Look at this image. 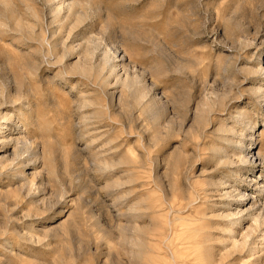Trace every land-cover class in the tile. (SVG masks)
I'll return each mask as SVG.
<instances>
[{
    "label": "rangeland",
    "instance_id": "obj_1",
    "mask_svg": "<svg viewBox=\"0 0 264 264\" xmlns=\"http://www.w3.org/2000/svg\"><path fill=\"white\" fill-rule=\"evenodd\" d=\"M80 1L82 21L57 29V63L36 40L57 27L47 0H0V109L30 101L35 135L24 164L0 139V264H264V248L218 241L222 192L201 190L226 177L247 202L256 195L264 157L245 165L237 143L264 156V0ZM106 51L124 56L111 76L98 69ZM83 62L88 75L72 72ZM220 149L233 164L220 163ZM172 197L184 207L167 216ZM207 234L216 239L200 243Z\"/></svg>",
    "mask_w": 264,
    "mask_h": 264
},
{
    "label": "bare ground",
    "instance_id": "obj_2",
    "mask_svg": "<svg viewBox=\"0 0 264 264\" xmlns=\"http://www.w3.org/2000/svg\"><path fill=\"white\" fill-rule=\"evenodd\" d=\"M48 2V5H49V11H50V15H51V19H52V23L56 22V25L57 27L54 28V30L50 31L48 30H44L41 32V34L39 36H37L36 40L39 41V44H40V47L42 48L41 49V54L43 55V57L45 58H55L57 57V63L58 61L62 62V57H58V54H59V51H58V48L59 46L61 45V40H62V37L64 36H61V31H58L57 29L58 28H63L64 26V23H66L68 26L66 27H70L69 31L73 30L75 27H77V25L82 21V12L79 11L78 7L81 3L80 0H47ZM99 8V7H98ZM66 14V15H65ZM99 14V13H98ZM51 24V23H50ZM53 25V24H52ZM55 25V26H56ZM40 26V25H39ZM64 26V27H65ZM42 27V26H41ZM40 27V28H41ZM49 27V26H48ZM32 28V27H31ZM30 28V29H31ZM46 28V26H45ZM64 29V28H63ZM36 30V29H34ZM67 30V29H66ZM41 31V30H40ZM46 31V32H45ZM35 32V31H34ZM64 32V31H63ZM46 33V34H45ZM31 36V35H30ZM70 38V37H68ZM31 39V37H30ZM32 42V41H31ZM65 42V41H64ZM90 44L92 46L96 45V41L94 39H91L89 40ZM81 44V43H80ZM35 46V44H34ZM33 46V48H34ZM81 46V45H80ZM79 45L76 46V48H81ZM68 46L64 47V48H67ZM95 47V46H94ZM75 47L72 46V49L73 51L77 50ZM97 48L99 49V45H97L96 47V50ZM68 49L69 51L72 52V50H70V48H67V52H68ZM66 50V49H65ZM100 50V49H99ZM97 50V51H99ZM78 51V50H77ZM65 52V51H64ZM85 52L87 54L90 55V50H88V48H85ZM96 52V51H95ZM57 53V54H56ZM62 53V52H61ZM93 53V52H92ZM118 53V52H117ZM175 54L173 55V60L175 62V66L176 68H180L183 64H184V59L181 57V54L178 55L176 54V52H174ZM80 54V53H79ZM65 55H67V53H65ZM63 54V57L65 56ZM81 55H82V52H81ZM124 55V54H123ZM93 56V55H92ZM103 62L102 64H98V69L99 71L101 72L102 70H109V76H111L112 74H116L117 72V68L120 67L121 64H117L115 63L116 61H122V57H120V53L119 55L116 54L115 55V59L118 58L117 60H113L109 53L106 52H103ZM44 58V59H45ZM188 61V60H186ZM100 62V61H99ZM173 62V63H174ZM119 66V67H118ZM124 70H126L125 67H123ZM174 68V67H173ZM260 70H262V72H264V67H261L260 66ZM90 69V68H89ZM89 69H88V66H87V63L86 62H83V63H79L77 65H74V66H71V70L72 72H77V73H80L82 75H88L89 73ZM91 70V69H90ZM107 70V71H108ZM177 69H175L176 71ZM92 71V70H91ZM71 72V74H72ZM104 72V71H103ZM177 72V71H176ZM70 73V72H69ZM106 76V75H105ZM116 76V75H115ZM114 76V77H115ZM117 77V76H116ZM101 78V77H100ZM109 78V77H107ZM106 78V80H107ZM119 78V77H118ZM124 80V79H123ZM122 81V80H121ZM123 84L125 86H128V87H133L134 84L137 82L136 80H125V81H122ZM117 83V82H115ZM217 94V93H216ZM2 96L4 97V95L2 94ZM219 96V95H218ZM6 97V96H5ZM222 97V96H221ZM11 98V97H10ZM3 99V98H2ZM31 99V98H30ZM10 100V99H9ZM34 100V99H33ZM9 102V101H8ZM162 105H159V109H160V112H163L165 110V104L163 103L164 101H160ZM216 102V100H215ZM6 103V102H5ZM13 103V108L9 107L10 109H7V110H3V109H0V139H3L1 141H8L9 143H13L15 145V150H16V156H15V159H18L16 160L17 164L18 163H23L24 164V161L25 159L28 157L27 154H31V152L33 151V148H32V142H31V138L34 139L35 135L33 137L30 136V133L28 131V123L25 121L24 122V119L26 118H32L33 117V114H32V106L30 104V101H27V102H24L22 103V106H26L25 107V113L23 114L22 113V109L23 107L19 108L18 106H15V105H18L20 104L19 102L18 103H14V101L12 102ZM1 105H3L1 103ZM12 106V105H10ZM20 106V105H19ZM16 108V110H18V112L23 115V117L21 116L20 118H23V122L20 124L19 122H16L14 120H12V117L15 115L14 114V109ZM35 112V111H34ZM36 113V112H35ZM37 114V113H36ZM35 114V115H36ZM240 115V114H239ZM37 116V115H36ZM18 117V115H17ZM18 117V119H20ZM37 118V117H36ZM238 118V117H237ZM161 119L162 117H159L158 120V126L161 127L162 126V123H161ZM36 120V119H34ZM33 120V121H34ZM239 120V119H238ZM10 121V122H9ZM243 121V120H242ZM247 121V120H246ZM9 122V123H8ZM38 122V121H37ZM41 122V120H40ZM42 123V122H41ZM240 123H241V120H240ZM244 123V128H254L256 126L255 123H253L251 120L250 121H247V122H243ZM242 123V124H243ZM39 123H37L38 125ZM43 124V123H42ZM41 124V125H42ZM33 125V123H32ZM36 125V126H37ZM224 125V124H223ZM35 126V128H36ZM40 126V124H39ZM228 127V126H227ZM230 127V126H229ZM41 128V127H40ZM39 128V129H40ZM225 128V127H224ZM43 129V127H42ZM234 129V128H233ZM232 129V130H233ZM38 130V129H37ZM41 130V129H40ZM17 133L16 136H13V133ZM228 131H231V130H228ZM235 133V132H234ZM32 134V133H31ZM158 134V133H157ZM37 136V135H36ZM236 136V135H235ZM235 138V137H234ZM225 140V139H224ZM227 140V139H226ZM233 141V140H232ZM242 142V141H241ZM8 145L10 144H6L4 145L5 147H7ZM219 145V144H218ZM223 145V144H222ZM221 145V147H222ZM240 145V146H239ZM244 144H239V142L237 143V148L239 150H241L240 152L238 151L237 152V155L240 153V158L241 160L243 161V163L247 166H252L255 164V160H260L262 161V158L264 157L262 155V153L260 151L258 152H252L251 150L254 149L255 147H252V146H243ZM217 146V145H216ZM4 147V148H5ZM220 147V148H221ZM231 147V146H230ZM227 148V147H226ZM37 148H35L36 150ZM233 149V148H232ZM222 149L219 150H214L215 154L218 156V159L220 160V163H222L223 165H226L228 164V166L230 164H233L234 162L232 161L231 158V154L228 155L227 153H225V151H221ZM225 150V149H224ZM235 150V148L233 149ZM37 151V150H36ZM210 151V150H209ZM213 151V150H212ZM219 152V153H218ZM232 153V152H231ZM235 153V152H234ZM6 154V153H5ZM26 154V157H24V155ZM34 154V153H33ZM243 154V155H242ZM235 156V154H234ZM37 157V156H35ZM211 158V157H210ZM235 158V157H234ZM23 160V161H22ZM237 159H235L236 161ZM264 161V160H263ZM262 161V163L264 164V162ZM15 162V161H14ZM20 163V164H21ZM241 163V162H240ZM17 166V165H16ZM221 166V165H220ZM233 166V165H232ZM18 167V166H17ZM22 167V166H20ZM217 167V166H216ZM263 167V166H262ZM222 168V167H221ZM224 168V167H223ZM226 168V167H225ZM231 168V167H230ZM235 168V167H234ZM238 168V167H237ZM14 169V168H13ZM22 169V168H21ZM217 169V168H216ZM222 170V169H221ZM236 170V169H235ZM5 171V170H4ZM213 171V170H212ZM211 171V172H212ZM217 171V170H216ZM238 171V170H237ZM210 172V171H209ZM218 172V171H217ZM220 172V171H219ZM222 172V171H221ZM226 172V171H225ZM223 172V173H225ZM238 173V172H237ZM17 174V173H16ZM226 175V173H225ZM236 175V174H235ZM20 176V175H19ZM260 176V181H256L255 182V188H254V192L252 193H256V195L253 194V196L251 198H249V201L247 202V199L248 197L246 196L247 194L246 193H242L240 190H238L237 186L235 184H230L228 178L226 177H220L219 179H214L212 178H209L207 181V185L206 187L202 188V193L206 196L212 194L213 192L215 191H219V192H222V195L220 198L222 200V202L218 203V202H214V204L212 205V208L213 206L215 207V210L217 211V214L215 212V210H211L213 211V213L216 215L215 217V220L218 218H221L224 223H225V226L222 227V224H221V230L223 233H225V235L223 234L221 236V238L218 240L220 243H223L226 246H228V244H230V246L236 248V250L238 249H244V250H248V253L250 252V254H257L258 251H262L263 248H264V169L263 171L261 172V174L259 175ZM23 177V176H22ZM216 177V176H215ZM242 178V177H241ZM230 179V178H229ZM251 183V182H249ZM254 184V183H253ZM26 185V184H25ZM158 186V185H157ZM240 186V185H239ZM248 186V185H247ZM26 186H24L25 188ZM162 187V186H161ZM160 188V190L162 191V188ZM158 188V189H159ZM171 188V187H170ZM181 188V187H179ZM179 190V189H178ZM250 193V192H249ZM164 195V194H163ZM251 195V194H249ZM215 196V195H214ZM203 197V196H201ZM200 197V198H201ZM180 198V197H179ZM185 198V197H183ZM205 198V197H203ZM202 199V198H201ZM210 199V198H209ZM203 200V199H202ZM208 200V199H207ZM205 200V201H207ZM218 201V200H217ZM165 202V201H164ZM195 203V202H194ZM208 203V202H207ZM250 204L249 206H247L246 208H242V206H244L245 204ZM206 204V203H204ZM160 204L158 203V206ZM167 205V204H166ZM210 204H208L209 206ZM192 206V205H191ZM190 206V207H191ZM200 206V205H199ZM204 207V205H202ZM184 205L182 203V201H179V202H176L175 201V197H172L171 199H168V206H167V216L169 215H172V214H169L171 211L173 210H177V211H182L181 209H183ZM201 207V206H200ZM209 208V207H208ZM207 208V209H208ZM234 208V210H233ZM166 209V208H164ZM188 209V208H186ZM191 209V208H190ZM201 211L204 210V208H200ZM205 209H206V205H205ZM159 210L161 211V209L159 208ZM192 210V209H191ZM163 211V210H162ZM186 211V210H185ZM201 211H198L197 214L200 215V213H203L202 215L199 216V219H203L204 216L206 215V212H201ZM209 211V209H208ZM159 212V211H158ZM194 213V211H193ZM161 214V213H160ZM169 214V215H168ZM214 214H213V217H214ZM209 215V214H208ZM166 216V218H167ZM207 216V215H206ZM172 217V216H171ZM197 218V217H196ZM210 218V217H209ZM212 219V218H211ZM210 219V220H211ZM176 220V219H174ZM172 220V221H174ZM193 220V219H191ZM214 220V219H213ZM164 221V220H163ZM209 221V220H208ZM210 222V221H209ZM213 222V221H212ZM210 222V224L212 223ZM246 222V225L248 224L247 227H243L245 226L244 223ZM215 223V222H214ZM220 223V222H219ZM168 226H169V229H170V233H174L175 229L177 228V225L174 224L169 220L167 222ZM220 225V224H219ZM212 226V225H211ZM215 226H218V225H215ZM160 228H162L160 226ZM211 228V227H210ZM244 228V229H243ZM217 229H220L219 227ZM179 231V228L176 229ZM220 230V231H221ZM241 230H244V232L242 231L241 233ZM215 231V230H214ZM217 231V230H216ZM177 232V231H176ZM208 232V231H207ZM212 232V231H211ZM178 233V232H177ZM161 234V233H160ZM212 234L214 233H211V236ZM158 235V234H157ZM172 235V234H171ZM217 236V234H215ZM214 235V236H215ZM209 234L207 235H204L203 236V239L200 240V243H207L209 240L212 241L216 238H212V240L210 239L211 237ZM220 237V236H219ZM158 241H163V236L161 235L159 237V240ZM165 242V241H163ZM161 242V243H163ZM164 244V243H163ZM216 244V242H215ZM218 244V243H217ZM213 246V245H212ZM230 248V247H229ZM209 251L208 248H206V251ZM246 250V251H247ZM172 251V250H171ZM263 252V251H262ZM170 253V252H168ZM246 253V252H245ZM247 254V253H246ZM172 255V254H171ZM211 255V254H210ZM241 255V254H240ZM213 256V255H211ZM248 256V255H247ZM243 257V255H242ZM254 257V255L252 256ZM251 257V258H252ZM210 258V257H209ZM260 258V257H259ZM211 261L214 259V258H210ZM255 259V257H254ZM252 260V259H251ZM210 261V263H211ZM250 262V261H249ZM259 262V261H258ZM256 261V263H258ZM254 263V261H253ZM262 263V262H261ZM263 264V263H262Z\"/></svg>",
    "mask_w": 264,
    "mask_h": 264
}]
</instances>
